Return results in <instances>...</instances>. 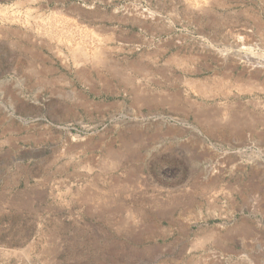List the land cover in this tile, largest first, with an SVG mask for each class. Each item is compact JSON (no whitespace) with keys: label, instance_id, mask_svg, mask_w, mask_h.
Returning a JSON list of instances; mask_svg holds the SVG:
<instances>
[{"label":"rangeland","instance_id":"obj_1","mask_svg":"<svg viewBox=\"0 0 264 264\" xmlns=\"http://www.w3.org/2000/svg\"><path fill=\"white\" fill-rule=\"evenodd\" d=\"M0 264H264V0H0Z\"/></svg>","mask_w":264,"mask_h":264},{"label":"bare ground","instance_id":"obj_2","mask_svg":"<svg viewBox=\"0 0 264 264\" xmlns=\"http://www.w3.org/2000/svg\"><path fill=\"white\" fill-rule=\"evenodd\" d=\"M80 50V49H79ZM96 56V55H95ZM84 58V57H83ZM85 60V59H84ZM93 63V62H92ZM251 66V65H250Z\"/></svg>","mask_w":264,"mask_h":264}]
</instances>
